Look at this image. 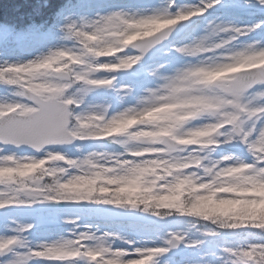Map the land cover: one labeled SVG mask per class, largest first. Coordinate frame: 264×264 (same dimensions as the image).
I'll list each match as a JSON object with an SVG mask.
<instances>
[{"label": "clouds", "instance_id": "clouds-1", "mask_svg": "<svg viewBox=\"0 0 264 264\" xmlns=\"http://www.w3.org/2000/svg\"><path fill=\"white\" fill-rule=\"evenodd\" d=\"M235 3L264 15V0ZM212 7L68 15L55 45L0 65V120L61 116L57 135L0 147L31 150L0 156V264H160L181 245L195 264H264V20L206 16ZM50 204L72 210L54 238L10 214ZM81 207L159 231L110 230ZM209 239L224 243L206 251Z\"/></svg>", "mask_w": 264, "mask_h": 264}, {"label": "rangeland", "instance_id": "rangeland-1", "mask_svg": "<svg viewBox=\"0 0 264 264\" xmlns=\"http://www.w3.org/2000/svg\"><path fill=\"white\" fill-rule=\"evenodd\" d=\"M156 2L157 0H92L89 2L90 8L80 10V15L92 16L97 12L106 13L118 8L133 9L139 7H151L155 5ZM180 2L189 6L199 4V0H180ZM234 6H237L235 0H222L220 5H216L214 8L209 9V12L205 13V15L232 19L241 25L264 20V15H260L253 10H246L242 13L236 12L233 9ZM257 35L264 36V29L258 32ZM36 36L37 35L33 31H30L14 35L13 37L9 35V30L6 27L0 28V65H4L5 62L8 64H14L16 62L30 60L58 42L57 31L44 37L36 38ZM124 82L139 83V80L135 77H125ZM3 95L4 89L0 88V96ZM13 152L19 156H29L10 147H7L5 152H0V156L11 154ZM80 210L81 208L77 210L78 213L85 217H89V215H91L90 213H85V211H89L91 213L96 212L97 214H104L106 217H111V220H99H101L110 230L123 231L131 236L144 238L151 237L154 239L155 235L159 231L157 225H147L137 217L121 216L114 211H105L88 207H85V210H81L84 213ZM71 211L72 210L64 204H50L46 206H34L31 210L24 212L13 210L10 214L23 215L28 221L35 222L37 225L35 230L37 238H54L56 234L61 231V227L55 223L56 219L59 216L69 215ZM91 217L95 216L91 215ZM4 219V210H0V224L4 222ZM0 235H3L2 230H0ZM212 240H214L215 243L208 244L209 242L207 240L205 242L204 250L215 252L218 250V246L224 243L223 239ZM148 246L151 247L154 245L149 244ZM181 247L185 249L183 253H181L178 257H171L169 254H166L160 258V264H195L199 253L194 249L185 248L183 245H181Z\"/></svg>", "mask_w": 264, "mask_h": 264}, {"label": "trees", "instance_id": "trees-1", "mask_svg": "<svg viewBox=\"0 0 264 264\" xmlns=\"http://www.w3.org/2000/svg\"><path fill=\"white\" fill-rule=\"evenodd\" d=\"M85 4V0H0V25L17 32L30 25L43 30L55 29L65 16L72 15Z\"/></svg>", "mask_w": 264, "mask_h": 264}, {"label": "snow or ice", "instance_id": "snow-or-ice-1", "mask_svg": "<svg viewBox=\"0 0 264 264\" xmlns=\"http://www.w3.org/2000/svg\"><path fill=\"white\" fill-rule=\"evenodd\" d=\"M204 2L212 3L214 8L220 5L222 0H204ZM60 125V112L55 107H42L25 120H18L13 115H9L0 120V145L23 141L38 143L57 135L61 130ZM257 242L264 246V241H260L259 238Z\"/></svg>", "mask_w": 264, "mask_h": 264}, {"label": "water", "instance_id": "water-1", "mask_svg": "<svg viewBox=\"0 0 264 264\" xmlns=\"http://www.w3.org/2000/svg\"><path fill=\"white\" fill-rule=\"evenodd\" d=\"M9 146H11V145H9ZM14 147V146H13ZM20 150H24V151H27V152H29V151H31L30 149H28L26 146H22L21 148H19ZM182 251V249H177V250H174V251H172L171 252V254L172 255H177V254H179L180 252Z\"/></svg>", "mask_w": 264, "mask_h": 264}]
</instances>
